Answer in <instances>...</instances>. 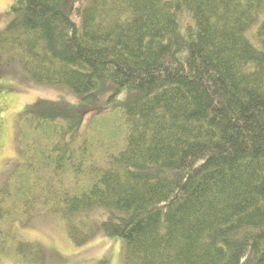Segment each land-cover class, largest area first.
I'll return each instance as SVG.
<instances>
[{
	"label": "trees",
	"instance_id": "trees-1",
	"mask_svg": "<svg viewBox=\"0 0 264 264\" xmlns=\"http://www.w3.org/2000/svg\"><path fill=\"white\" fill-rule=\"evenodd\" d=\"M67 3L13 0L0 67L106 95L121 130L95 144L101 116L63 97L18 113L0 255L44 264L16 231L54 213L77 246L121 238L122 264H264V0H89L79 24Z\"/></svg>",
	"mask_w": 264,
	"mask_h": 264
},
{
	"label": "rangeland",
	"instance_id": "rangeland-1",
	"mask_svg": "<svg viewBox=\"0 0 264 264\" xmlns=\"http://www.w3.org/2000/svg\"><path fill=\"white\" fill-rule=\"evenodd\" d=\"M13 0H0V30L10 20L9 5ZM89 0H69L67 8L71 18L79 24L82 9ZM97 95V96H96ZM93 94L78 98L61 85L37 83L17 62L0 67V188L7 181L18 153V113L37 99L56 100L59 97L88 108L84 124L105 113L102 106L104 94ZM88 100V101H87ZM106 110V111H105ZM100 134H94V143L104 146L114 142L120 122L116 115H103L91 123ZM92 134V135H93ZM113 138V139H112ZM97 152V151H95ZM9 182V177L8 181ZM102 210L91 214L94 221H100ZM19 237L39 243L45 251L44 264H122L124 241L117 237L97 235L88 243L77 246L68 238L64 223L58 214L46 213L32 217L20 227ZM0 264H17L15 259L0 255Z\"/></svg>",
	"mask_w": 264,
	"mask_h": 264
}]
</instances>
